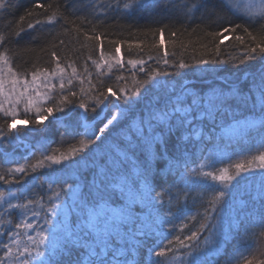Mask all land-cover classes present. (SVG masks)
Wrapping results in <instances>:
<instances>
[{"label":"snow or ice","instance_id":"6c2138e0","mask_svg":"<svg viewBox=\"0 0 264 264\" xmlns=\"http://www.w3.org/2000/svg\"><path fill=\"white\" fill-rule=\"evenodd\" d=\"M150 3L151 0H124L123 3L121 0H110L106 5L94 4L93 8L98 10L99 15H106L112 9L127 14L149 7ZM10 7L11 0H0V12L7 13ZM51 7L50 4L35 3L18 21L7 24L6 31H0V48L3 49L0 51V116L4 118L3 125H0V143L13 139L10 133L21 135V131L14 127L18 118L25 125H30L23 135L46 131L48 126L45 122L53 112L65 113L52 121L64 124L62 136L78 134L84 138L78 141L77 146L65 151L56 149L51 154H42L33 163L0 172V181L5 185L23 184L30 173L50 166L63 165L62 168H52V171H63L70 177V181H64L67 187L63 189L51 188L49 181L52 195L48 197L47 204L43 202V197L37 200L34 196L12 190H8L6 196L4 191H0V227L8 226L6 232L0 231V236L7 235V241L0 242V264H167L168 254L178 250L173 246V240L169 239L166 245L150 243L154 226L172 225V221L161 217L160 206L167 203V214L176 218L177 214L172 209L180 203L181 197L186 206L191 196V184L209 179L217 186L209 194L208 207L200 214L198 227L190 230L183 239L175 237L179 247L187 249L181 264H215L213 258L221 254L230 240H236V244L234 254L228 255L226 264H253V260L240 250V244L244 238L254 235L249 225L255 216L259 217L255 222L264 229V140L260 141L255 154H248L243 162L229 164L228 167H217L216 155L209 151V146L220 152L231 147L224 145V137L217 133V129L223 131L225 125L242 138H250L253 132L264 136V0H245L243 5L250 21L260 24L255 31H250L248 26L235 24L206 33L212 38L210 43L217 37L221 38L214 44L218 53L224 39L231 38L238 29L241 30L243 34H236L235 40L244 45L246 51L241 54L238 63L233 61V66L243 73L242 76H237L235 81L225 82L222 87L209 85L210 91L192 90L185 86L179 94L173 90V94L167 98L153 97L140 111L138 125L134 123L136 107L152 90L153 82L160 83L162 78L179 76V71L170 73L152 69L134 90L120 89V95H117L108 87L106 92L99 91L95 100L88 104L83 99L79 102L70 100L69 97L77 96L75 91L67 94L61 92L57 97L48 94L55 88L54 84L48 82L49 76L60 75L59 87L61 90L65 88L64 69L60 67L55 51L51 53L56 61V68L52 72L34 68L29 81L26 78L28 73L13 70L7 42L19 44L26 31H31L37 25L55 23L56 11L44 20L31 19L37 15L34 9L47 12ZM239 8V0H180L176 5V10L186 19H194L197 15L201 19L220 17L224 9ZM158 31L162 37L164 29ZM225 33L229 36L226 37ZM171 35L175 37L177 33L172 32ZM85 38L99 39L91 35ZM116 51L119 52V48ZM168 55L165 51L164 58L157 63L168 65ZM257 60L261 64L258 74H250L240 68ZM115 62L122 64L119 59ZM92 63L100 67L95 60ZM128 63L133 67L139 64V70L144 71L143 59L129 60ZM197 63L214 66L225 65L229 61L201 59ZM171 66L179 70L191 67L182 60ZM72 72L75 74L76 69L72 68ZM39 77L45 78L42 82L48 92H40L37 84ZM67 83L70 85L71 79ZM106 93L117 101L122 100L128 109L127 114L120 110L121 104L109 101ZM49 100L52 101L51 105L47 104ZM110 108L112 111L109 113ZM73 109L82 111L77 113ZM33 111L35 115L30 117L29 113ZM97 122H102L98 132ZM121 136L126 139H121ZM92 145L100 151H91ZM86 150L91 151L90 157ZM196 152L200 153L202 162L197 168H192L189 157L195 156ZM81 153L84 155H79ZM129 154L135 159L130 160ZM81 161H84L83 165ZM158 163L162 167H158ZM256 173L260 175L256 192L247 194V203L236 212L234 220L226 217L224 205L226 197L231 195L233 181L240 184L246 176ZM165 184L168 186L164 187ZM62 192L64 201L58 203ZM137 204L147 208L143 216L138 215L142 208H135ZM65 206L69 213L74 214V219L71 224L62 220L60 227L53 231V219ZM37 208L45 215L43 223L37 220L33 224L32 220L41 215ZM14 211L21 217L15 223L10 218ZM185 219L195 221L196 215ZM205 232L207 235H204ZM261 235H264V230ZM256 251L264 255V249Z\"/></svg>","mask_w":264,"mask_h":264},{"label":"trees","instance_id":"16d2710c","mask_svg":"<svg viewBox=\"0 0 264 264\" xmlns=\"http://www.w3.org/2000/svg\"><path fill=\"white\" fill-rule=\"evenodd\" d=\"M109 2L110 0H11L9 11L7 13L0 12V31H6L5 26L7 24H14L28 9H32L35 3L50 4L52 7L47 12L44 9H34L37 15L31 18L33 21L36 18L44 20L51 12H57L55 23L37 25L31 31H26L19 44L11 41L7 42L9 55L12 57L13 70L19 73H28L26 77L28 80L31 78L30 73L34 68L47 69L52 72L56 68V61L52 59L51 53L55 51L59 58L60 67L64 69L62 76L65 81V88L61 90L59 87L60 75L49 76L47 79L52 81L55 88L48 94L57 97L61 92L67 94L70 91H75L77 96L69 97V99L74 102L83 99L88 104L95 100L99 91L106 92L108 87H111L117 95H120V89L134 90L138 86V82L143 81L145 74L152 69L166 70L170 73L179 71L181 73L179 76L162 78L160 83L153 82L154 87H152V90L146 94V98L136 107V120L134 123L138 125L140 111L145 109V106L153 97L167 98V96L173 94V90H175V94H179L185 86L191 87L192 90L204 89L210 91L209 85L222 87L225 86V82L235 81L237 76L243 75L233 66V61L238 63L241 54L246 51L245 46L235 40L236 34H243L241 30L238 29L237 33L233 34L231 38H225L224 43L219 45L218 53L214 44L218 43L221 38L217 37L213 43H210L212 38L206 35L207 32H216L223 27L235 24L248 26L250 31H255L260 27V24L251 22L245 13L235 9L222 10L220 17L201 19L197 15L194 19H186L176 10V5L180 0H151L149 7L127 14L112 9L106 15H99L98 10L93 8L94 4L106 5ZM123 2L124 0H121V3ZM66 4L67 7H65ZM24 23L26 25L27 21ZM161 28L164 29L162 37L158 31ZM37 29L42 30L38 31ZM193 29H196V31L193 32ZM172 32H176L177 35L172 36ZM86 35L98 36L99 39L87 40ZM225 36L228 37L229 34L225 33ZM33 37H35L34 40ZM61 40L64 41L63 44L60 43ZM117 48H119V52L116 51ZM21 49L23 50L21 51ZM0 51H3V49L0 48ZM165 51L169 54L167 56L169 64L157 63L158 60L164 58ZM15 52L19 54L13 55ZM149 57H152V59H149ZM117 59L121 60L122 64H117L115 62ZM139 59L145 61L143 72L139 70L141 65L137 64L133 67L128 63L129 60ZM201 59H218L229 61V63L214 66L199 65L197 62ZM93 60L100 65L99 68L92 63ZM181 60L191 65V67L179 70L171 66ZM72 68L76 69L75 74H73ZM240 68L246 69L250 74H258L261 70V64L257 60L248 62L247 65H241ZM121 76L123 79H119ZM68 79L72 81L70 85L67 83ZM81 89H83V92H81ZM106 94L109 101L113 104H121L120 110L123 109L128 112L122 100H115L116 102H114L111 94ZM47 104L51 105L52 101L49 100ZM111 111L110 108L108 112ZM74 112L78 113L80 111L75 110ZM127 112L125 113L127 114ZM34 115V111L29 113L30 117ZM64 115L65 113L53 112L45 124L48 126L46 131L23 135L28 130L19 129L18 131H21L19 136L16 133H10L9 135L14 138L0 143V172H6L10 168L25 163H33L41 158L42 154H51L56 149L65 151L72 146H77L78 141L84 138L83 136L78 134L62 136L61 133L65 132L64 124L52 123L56 117ZM18 120L22 119L18 118ZM3 123L4 118L0 116V125H3ZM64 123H68V121ZM101 123L97 122V132ZM28 126L30 127V125ZM5 131H7L6 128ZM79 131L83 132V129ZM217 133L224 137V145H231V147L225 148L223 152L216 150L211 145L209 146V151L214 152L216 155L217 167H228L229 164L243 162L248 154L256 153L260 141L264 140V136L255 132L252 133L250 138H242L239 134L232 132L227 125L224 126L223 131L217 129ZM112 135L114 136L115 132ZM17 139L29 143L31 151L29 153L21 151ZM121 139H126V137L121 136ZM91 151L99 152L100 149H96L95 145H92ZM91 151L86 150L89 157ZM205 154L207 155V153ZM79 155H84V153ZM129 159L134 160L135 157L129 154ZM219 161H222V163ZM201 162L199 152H196L195 156L189 157V164L192 168H197ZM83 163L84 161H81L82 165ZM157 166L162 167L159 163ZM62 167L63 165L38 169L35 173H30L23 184L5 185L0 181V191H4L6 196L8 190H12L18 194L34 196L37 200L43 197V202L47 204L48 197L52 195L49 191V181H51V188L53 189L66 188L67 185L64 181H70V177L66 172L52 171V168ZM177 182L179 183V179H177ZM233 184L231 195L226 197L224 212L226 217H231L234 220L236 212L245 207L248 199L247 194H254L259 187L260 175L256 173L254 176H246L240 184H236L235 181H233ZM167 186V184L164 185V187ZM216 186L217 184L210 179L203 182L197 180L192 183L191 196L188 198L186 206L183 197H181L180 203L172 209L177 214L176 218L167 214V203L160 206L161 217L166 221H172V225L154 226L153 240L150 243L166 245L169 239L173 240V246L178 250L168 254L167 264H181V260L185 258L187 249H181L175 237L180 236L183 239L190 230L198 227L201 220L200 214L208 207L207 199L211 190ZM181 187H184V185L181 184ZM173 191H176V189H173ZM165 200H167V197H165ZM62 201H64L63 192L57 202ZM134 207L137 209L142 208L140 204L134 205ZM37 211L41 212V215L32 220L33 224H36L37 220L43 223L45 213L40 208H37ZM146 212L147 208H142L138 215L143 216ZM28 215L31 216V212ZM191 215H196L195 221L185 219V217ZM10 218L15 223L21 217L19 213L14 211ZM73 219L74 214L69 213L66 206L61 208L59 216L53 219L55 227L52 230L56 231L62 220L71 224ZM258 220L259 217L255 216L253 223L249 225L254 235L244 238L240 244V250L244 252L245 256L253 260V264H261L264 261V255H261L260 251H256L257 249H264V235H261V231L264 229L255 222ZM7 227V225L0 227V231L6 232ZM204 235H207V233L205 232ZM6 241L7 235L0 236V242ZM235 244L236 240H230L221 254L213 258L215 264H226L228 255L234 254ZM144 254L147 255L146 252Z\"/></svg>","mask_w":264,"mask_h":264},{"label":"rangeland","instance_id":"374dc122","mask_svg":"<svg viewBox=\"0 0 264 264\" xmlns=\"http://www.w3.org/2000/svg\"><path fill=\"white\" fill-rule=\"evenodd\" d=\"M257 2H259V0H257ZM244 3H245V0H239V5H240V8H239V10H237V11H239V12H242V13H245L244 12V8H243V5H244ZM31 79H32V77L29 79V81H31ZM44 77H39L38 79H37V84L39 85V90H40V92L43 94V93H46V88L44 87V83L42 82V81H44ZM48 82L50 83V84H52V81L51 80H49L48 79ZM111 97L113 98V96L111 95ZM114 100V99H113ZM31 113V112H30ZM47 122V121H46ZM45 122V123H46ZM15 126H17V127H19L17 130H19V129H25V130H27L28 129V125H25L24 123H23V120H17V122H16V124L14 125V127ZM16 128V127H15ZM35 132H37V131H35ZM17 142H18V140H16ZM19 143V142H18ZM21 144V146L19 147V149L21 150V151H27L28 152V150L27 149H24V147L22 146L23 145V142H21L20 143ZM53 167H57V166H53Z\"/></svg>","mask_w":264,"mask_h":264},{"label":"bare ground","instance_id":"6f19581e","mask_svg":"<svg viewBox=\"0 0 264 264\" xmlns=\"http://www.w3.org/2000/svg\"><path fill=\"white\" fill-rule=\"evenodd\" d=\"M75 110H78V111H80V109H74L73 111H75Z\"/></svg>","mask_w":264,"mask_h":264}]
</instances>
